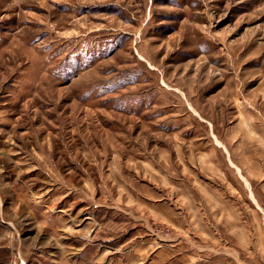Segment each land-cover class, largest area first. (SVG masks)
Returning a JSON list of instances; mask_svg holds the SVG:
<instances>
[{
	"label": "rangeland",
	"instance_id": "obj_1",
	"mask_svg": "<svg viewBox=\"0 0 264 264\" xmlns=\"http://www.w3.org/2000/svg\"><path fill=\"white\" fill-rule=\"evenodd\" d=\"M0 264H264V0H0Z\"/></svg>",
	"mask_w": 264,
	"mask_h": 264
},
{
	"label": "crops",
	"instance_id": "obj_2",
	"mask_svg": "<svg viewBox=\"0 0 264 264\" xmlns=\"http://www.w3.org/2000/svg\"><path fill=\"white\" fill-rule=\"evenodd\" d=\"M255 200V199H254ZM259 207V206H258Z\"/></svg>",
	"mask_w": 264,
	"mask_h": 264
}]
</instances>
